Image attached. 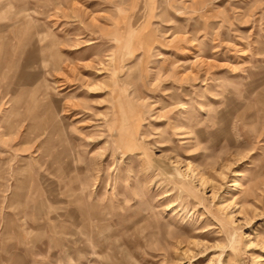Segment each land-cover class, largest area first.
I'll list each match as a JSON object with an SVG mask.
<instances>
[{
    "label": "rangeland",
    "instance_id": "rangeland-1",
    "mask_svg": "<svg viewBox=\"0 0 264 264\" xmlns=\"http://www.w3.org/2000/svg\"><path fill=\"white\" fill-rule=\"evenodd\" d=\"M0 264H264V0H0Z\"/></svg>",
    "mask_w": 264,
    "mask_h": 264
}]
</instances>
